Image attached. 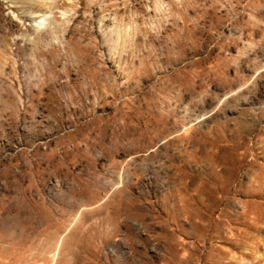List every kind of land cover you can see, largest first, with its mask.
Segmentation results:
<instances>
[{
    "label": "rangeland",
    "instance_id": "1",
    "mask_svg": "<svg viewBox=\"0 0 264 264\" xmlns=\"http://www.w3.org/2000/svg\"><path fill=\"white\" fill-rule=\"evenodd\" d=\"M0 264H264V0H0Z\"/></svg>",
    "mask_w": 264,
    "mask_h": 264
}]
</instances>
